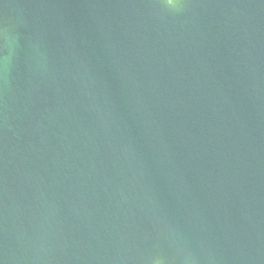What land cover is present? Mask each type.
<instances>
[{
  "label": "water",
  "instance_id": "obj_1",
  "mask_svg": "<svg viewBox=\"0 0 264 264\" xmlns=\"http://www.w3.org/2000/svg\"><path fill=\"white\" fill-rule=\"evenodd\" d=\"M264 264V0H0V264Z\"/></svg>",
  "mask_w": 264,
  "mask_h": 264
},
{
  "label": "clouds",
  "instance_id": "obj_2",
  "mask_svg": "<svg viewBox=\"0 0 264 264\" xmlns=\"http://www.w3.org/2000/svg\"><path fill=\"white\" fill-rule=\"evenodd\" d=\"M167 5L172 6L173 8L176 7V0H166ZM157 264H160L159 261H157Z\"/></svg>",
  "mask_w": 264,
  "mask_h": 264
}]
</instances>
